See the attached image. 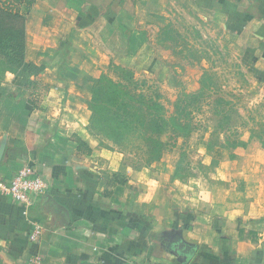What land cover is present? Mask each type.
Listing matches in <instances>:
<instances>
[{
	"label": "crops",
	"instance_id": "1",
	"mask_svg": "<svg viewBox=\"0 0 264 264\" xmlns=\"http://www.w3.org/2000/svg\"><path fill=\"white\" fill-rule=\"evenodd\" d=\"M175 2L206 26L220 24L264 88V0ZM162 6V0H24L26 63L18 72L0 65V181L32 166L48 186L29 208L0 193V264H33L35 254L40 264H134L115 254L108 236L123 228L124 246L128 235L150 230L151 219L134 203L136 195L147 203L154 197L135 191L162 181L144 171L134 175L130 166L128 176L119 175L124 154L90 130V99L110 64L134 55L140 37L151 39ZM221 159L226 187L195 197L188 227L167 233L192 245L187 262L166 249L170 238L163 237L149 242L143 264H152L151 249L156 264H264V139L248 137ZM175 216L183 222V213ZM34 221L44 227L37 243L29 239Z\"/></svg>",
	"mask_w": 264,
	"mask_h": 264
},
{
	"label": "rangeland",
	"instance_id": "2",
	"mask_svg": "<svg viewBox=\"0 0 264 264\" xmlns=\"http://www.w3.org/2000/svg\"><path fill=\"white\" fill-rule=\"evenodd\" d=\"M162 5L152 20L155 27L151 26V39L144 41L140 37L135 41V49H131L134 55L126 61L133 64L128 66L121 55L119 64L113 62L99 77H104L105 83L111 79L114 84L128 86L125 90L130 95L114 94L113 100L157 103L158 106L147 108L148 113L159 115L168 123L163 137L166 149L160 160H149L146 145L139 138L142 132L130 137L132 141L122 148L101 136L103 144L112 145L124 154L119 175L128 176L130 166L134 175L144 171L147 178L162 181V186L151 185L148 189L140 184L135 191L141 194L147 190L154 197L147 203L136 195L134 203L136 210L143 211L140 212L144 213L143 219H151L150 230L142 231L140 223V232L134 237L128 235L129 243L124 246H121L126 241L123 228L117 237L108 236L115 254L134 264H143V258L148 259L150 241L170 238L167 233L188 227L190 209L197 208L195 197L207 199L209 189L226 187L217 170L222 156L231 154L248 137L264 139V88L242 64L236 40L220 24L206 26L181 2L162 0ZM155 33L160 36L153 38ZM122 51L125 53L127 49ZM107 98L102 94L99 99L103 102ZM117 122L112 118L113 125ZM133 130L125 129V134H132ZM164 184L168 185L165 191ZM173 193L178 196L176 200ZM177 212L183 213V222H178L181 219L175 216ZM152 256L151 249L149 257L156 264Z\"/></svg>",
	"mask_w": 264,
	"mask_h": 264
},
{
	"label": "trees",
	"instance_id": "3",
	"mask_svg": "<svg viewBox=\"0 0 264 264\" xmlns=\"http://www.w3.org/2000/svg\"><path fill=\"white\" fill-rule=\"evenodd\" d=\"M23 4L24 0H0V65L4 71L18 72L26 63L25 16L28 7L25 6L26 12H23ZM103 78L96 80L93 88L90 130L100 137L104 135L121 148L132 141L130 137H137L138 132H142L139 138L146 145L149 160H160L166 149L163 137L168 123L159 115L148 113L147 109L158 104L127 99L115 101L112 97L114 94L130 95L131 92L126 91L128 86L114 84L111 79L105 83ZM102 94L108 96L103 102L99 99ZM112 118L118 120L117 124L111 123ZM132 128V134H125V129Z\"/></svg>",
	"mask_w": 264,
	"mask_h": 264
},
{
	"label": "built area",
	"instance_id": "4",
	"mask_svg": "<svg viewBox=\"0 0 264 264\" xmlns=\"http://www.w3.org/2000/svg\"><path fill=\"white\" fill-rule=\"evenodd\" d=\"M47 186V183L38 175L34 167L26 166L20 169L11 181H0V193L29 208L33 204L34 198L44 193ZM43 230V225L34 221L29 235L30 241L37 243L43 234ZM40 262L39 256L35 254L33 264H40Z\"/></svg>",
	"mask_w": 264,
	"mask_h": 264
},
{
	"label": "flooded vegetation",
	"instance_id": "5",
	"mask_svg": "<svg viewBox=\"0 0 264 264\" xmlns=\"http://www.w3.org/2000/svg\"><path fill=\"white\" fill-rule=\"evenodd\" d=\"M173 238L168 239L166 242V249L172 253L177 254V256L186 263L188 260V256L192 253V247L186 245H182L180 243L173 242Z\"/></svg>",
	"mask_w": 264,
	"mask_h": 264
},
{
	"label": "water",
	"instance_id": "6",
	"mask_svg": "<svg viewBox=\"0 0 264 264\" xmlns=\"http://www.w3.org/2000/svg\"><path fill=\"white\" fill-rule=\"evenodd\" d=\"M187 246H190V247H192V245H190V244H187Z\"/></svg>",
	"mask_w": 264,
	"mask_h": 264
}]
</instances>
